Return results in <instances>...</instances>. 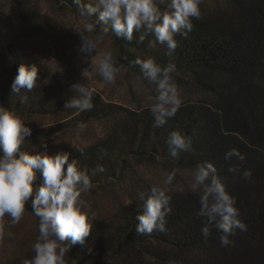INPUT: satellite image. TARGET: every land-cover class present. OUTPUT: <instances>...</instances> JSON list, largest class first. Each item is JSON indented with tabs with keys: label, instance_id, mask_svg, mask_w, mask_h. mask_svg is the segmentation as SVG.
<instances>
[{
	"label": "trees",
	"instance_id": "trees-1",
	"mask_svg": "<svg viewBox=\"0 0 264 264\" xmlns=\"http://www.w3.org/2000/svg\"><path fill=\"white\" fill-rule=\"evenodd\" d=\"M8 0H0V2ZM16 1L17 18L27 27L20 36L4 34V48L14 58L13 67L20 64L19 38L30 37L39 21L28 9L30 0ZM67 3L80 9L74 0H49ZM63 1V2H62ZM227 8L201 12L200 19L193 18V29L187 36L177 34V49L168 54L164 45L151 47L155 38L149 35L141 43V33L134 31L131 42L117 38L109 31L121 62L140 73L137 58L153 56L162 66L168 62L176 65V72L189 74L194 88L201 94L198 101L183 103L173 118L162 127H154L150 108L135 112L118 104L105 102L92 92L93 108L88 111L65 108V103L78 97L70 86H49L27 95H8L4 90L3 105L16 112L60 116L76 122L113 118L112 131L102 142L77 151H68L81 168L91 174L92 185L113 177L129 175L130 161L163 157L165 162L193 171L196 165L211 162L218 172L228 177L227 190L236 198L240 219L246 231L237 230L232 246H221L220 233L215 228L205 239L201 233L203 220L197 216L199 195L190 189L168 192L172 211L166 217V231H153L151 235L136 231V216L141 213L142 202L137 207L122 209L111 218L93 222L86 243L73 246L66 255V264H264V0H224ZM91 4L81 0V5ZM101 31V27L97 26ZM124 58V59H122ZM0 70L5 67L0 64ZM12 75L10 71H5ZM35 107V108H34ZM61 126L58 127L60 131ZM179 130L192 140V150L170 155L167 138ZM52 135L44 132L25 139L22 151L33 152L41 140ZM237 149L244 160L224 154ZM122 158V160L120 159ZM102 164L104 172L93 170ZM230 166L238 167L236 174L229 173ZM251 170L252 178H240L244 170ZM146 192V191H140ZM139 199V198H138ZM30 211L31 204L25 205ZM31 212V211H30Z\"/></svg>",
	"mask_w": 264,
	"mask_h": 264
},
{
	"label": "clouds",
	"instance_id": "clouds-1",
	"mask_svg": "<svg viewBox=\"0 0 264 264\" xmlns=\"http://www.w3.org/2000/svg\"><path fill=\"white\" fill-rule=\"evenodd\" d=\"M81 8V16L88 18L83 29L76 28L80 44L78 54L81 62L98 72L102 80L110 85L116 83L120 67L115 64L112 53H99L98 43L103 36L111 33L117 38L131 42L133 32H139V42L149 35L151 47L164 45L168 54L178 47L177 34L187 36L193 29V18L200 19L202 0H94V3L81 5V0H74ZM163 6V8L161 7ZM101 33L95 38L89 34ZM10 63L14 58L8 56ZM142 78L155 85L154 95L149 94L150 111L154 117V127L164 126L173 118L183 104L181 90L173 74L176 65L168 62L161 65L153 56L137 58ZM85 68L83 72L86 70ZM38 70L35 65L20 64L11 84V93L31 92L36 87ZM79 95L65 103V108L88 111L93 108L92 92L81 83L70 86ZM21 95V101L27 100ZM85 127L83 122L79 125ZM32 129L22 122L16 112L0 104V236L4 235L5 217L10 224H18L25 212V205L31 204V214L38 221V235L32 245L33 255L23 264H66V255L77 244L83 246L89 237L93 225V216L85 209L88 207L81 199V194L92 187L87 168H81L76 158L70 159L68 151L48 152V145L43 142L39 150L22 151L21 144L31 137ZM167 146L172 157L181 152L192 150V140L179 130L170 132ZM42 149V150H40ZM236 157L244 160L245 156L233 148L224 154L225 160ZM102 164L93 170L104 172ZM229 173L239 172L238 167L230 166ZM175 173H168L165 185H171ZM240 178L250 181L251 170H244ZM228 177L221 175L213 163L205 161L196 165L192 173L191 192L199 195L200 208L197 216L203 224L201 233L207 239L215 228L220 233L221 246L234 245L230 237L237 230L246 231L247 226L236 207V198L227 190ZM142 202L141 213L136 216V231L151 235L153 231H166V217L172 211L171 196L165 188L151 186L147 192L139 193ZM133 203L132 200L128 201ZM11 235V233H7ZM72 264H76L75 261Z\"/></svg>",
	"mask_w": 264,
	"mask_h": 264
},
{
	"label": "rangeland",
	"instance_id": "rangeland-1",
	"mask_svg": "<svg viewBox=\"0 0 264 264\" xmlns=\"http://www.w3.org/2000/svg\"><path fill=\"white\" fill-rule=\"evenodd\" d=\"M82 1L94 3V0ZM226 8L224 0H202L200 4L202 13ZM28 9L36 15L38 21L40 18H45L54 26V28L47 27L42 23L43 20L37 22V27H34L29 38L22 37L16 42L21 56L20 64L37 67L38 78L35 90L47 89L52 85L64 87L81 83L89 91L97 92L105 102L118 104L135 112L150 108L148 97L150 92L155 94V85L144 80L141 73L121 62L119 48L115 46L109 35L103 36V39L99 41L97 51L99 53L110 51L115 64L120 67V73L114 85L105 83L98 72L91 70L94 67L92 61H89L88 65L81 62L78 54L80 39L74 30L78 27L83 29L88 18L81 16L80 9L71 7L67 3L60 5L49 0H30ZM17 12L16 1L0 2V64L5 67V71L12 73L10 76L0 70V104L4 102L5 89H9L8 95L12 97L30 95L34 92L33 89L28 93L22 92L19 96L11 93L10 90L17 68L14 69L13 63L9 62L10 55L5 50V41L1 37L10 33L20 36L27 29L18 20ZM98 34L102 33L97 28L96 32L89 35L95 38ZM85 68L87 69L83 72ZM173 76L181 90L183 103L198 101L202 98L192 85L189 74L175 71ZM18 101L21 102V99ZM16 114L25 126L32 129L31 136L44 132L52 133L50 137L42 139L39 143L40 145L46 142L50 154L92 147L107 138L113 126L111 117L88 120L83 122L85 127L81 128L79 126L81 122H76L74 119L34 113V109ZM59 126H61L60 131H58ZM39 145L35 150H39ZM123 159L131 168L129 175L122 174L121 177L94 183L88 191L81 194V199L88 206L85 210L93 216V222L109 219L122 209L137 207L139 192H147L151 186L165 188L168 192L190 189L193 171L167 163L163 157H143L138 161H130L129 156L124 155ZM173 172L175 175L171 185H165L164 180L167 174ZM89 176L91 177L90 173ZM129 200L133 203L129 204ZM38 224V219L28 210H25L20 222L15 225H11L10 218L5 217L4 235L0 236V264H23L25 260L31 259L32 245L38 235Z\"/></svg>",
	"mask_w": 264,
	"mask_h": 264
}]
</instances>
